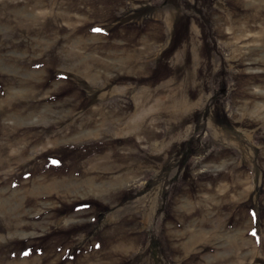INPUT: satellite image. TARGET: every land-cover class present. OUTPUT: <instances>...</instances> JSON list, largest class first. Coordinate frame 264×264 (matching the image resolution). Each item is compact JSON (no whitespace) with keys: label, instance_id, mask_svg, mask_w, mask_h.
Returning <instances> with one entry per match:
<instances>
[{"label":"rangeland","instance_id":"1","mask_svg":"<svg viewBox=\"0 0 264 264\" xmlns=\"http://www.w3.org/2000/svg\"><path fill=\"white\" fill-rule=\"evenodd\" d=\"M0 264H264V0H0Z\"/></svg>","mask_w":264,"mask_h":264},{"label":"snow or ice","instance_id":"2","mask_svg":"<svg viewBox=\"0 0 264 264\" xmlns=\"http://www.w3.org/2000/svg\"><path fill=\"white\" fill-rule=\"evenodd\" d=\"M98 31V30H97Z\"/></svg>","mask_w":264,"mask_h":264}]
</instances>
